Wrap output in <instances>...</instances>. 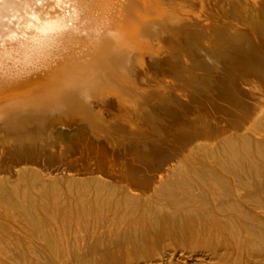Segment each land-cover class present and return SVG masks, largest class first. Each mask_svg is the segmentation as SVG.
<instances>
[{
	"label": "bare ground",
	"instance_id": "bare-ground-1",
	"mask_svg": "<svg viewBox=\"0 0 264 264\" xmlns=\"http://www.w3.org/2000/svg\"><path fill=\"white\" fill-rule=\"evenodd\" d=\"M162 2L0 0V117L84 110L62 112L75 124L35 151L0 136V264H264V0H226L191 38L194 75L163 112H130L109 137L92 128L90 99L171 31Z\"/></svg>",
	"mask_w": 264,
	"mask_h": 264
},
{
	"label": "rangeland",
	"instance_id": "rangeland-1",
	"mask_svg": "<svg viewBox=\"0 0 264 264\" xmlns=\"http://www.w3.org/2000/svg\"><path fill=\"white\" fill-rule=\"evenodd\" d=\"M225 2L226 0H163L161 4H158L156 6L158 11L156 12L161 14L163 18H168L170 21L169 23L171 24L169 30L171 31L162 35L161 38L158 37L152 39L145 48L138 51L139 53L137 52V72H135L136 74L134 73V76H130V81L128 80L129 84L128 82L125 83V81L119 82L120 86H117L120 90L107 93L103 98L92 97L90 99L94 104L89 108L90 111L88 112H96L95 114L93 113V116H96L97 120L100 121L99 125L92 126L94 131L98 134H103L109 137L114 131L116 132V130L121 128L124 117L130 116V112H141L144 109L143 112H147L148 110L150 115H154V112H156L155 108L158 105L161 106L159 108L161 109L160 112H163L162 108L166 107L167 102L176 99L175 96L177 93H183V87H185L184 78L187 80H185V82H188L190 75H194V73H192L194 70L193 63L191 62L192 60L190 61V59H187V56H185L186 54L188 55V53H184L188 52L186 47L190 44V40H192L191 38L195 37L196 39V36L197 38H201L206 28L212 30V28L214 29L213 26L217 25V23L222 20L223 14L221 11L226 8L223 7ZM182 58L185 59L183 60ZM188 67L191 68L192 72ZM182 77L184 80L181 79ZM124 84L125 87H123ZM67 112H84V110L80 108L79 102L74 100L70 103ZM73 113L69 114V119L72 120L64 121V123L69 126L75 124L73 118H71L74 115ZM67 125H65V127ZM59 126H61V124L52 128L53 126L50 124L48 125V123L40 117H35V119L24 118L22 121L14 123V125L0 128V136L5 139L4 145L7 144L6 138H17L22 141V145L27 147L31 146L30 149L35 151V148L31 143H33L37 137L44 136L47 132ZM76 139L73 138L72 142H76H74L75 144H72V146L75 148L73 150H76L77 152L80 150L79 148H82L83 146L82 142H79V140L77 139V141ZM29 141L31 142L29 143ZM9 143L7 145L11 146L12 141L10 144ZM4 145H0L1 155H4L5 152L7 153V151H9L5 150L7 148L6 146L4 147ZM74 145H79L81 147L76 146L78 147L76 148ZM43 255L45 256V254H41V257L39 258H43ZM35 258L37 259V257ZM35 258L32 257L29 259L30 261L28 260L27 262L32 264L31 261L33 262L35 260V264H53L47 256H45L46 259L43 258L45 262L43 259L40 261L39 258V260L37 259L36 261ZM68 258H65L67 259V262L65 260V263H63V259L62 263L75 264V259L73 257H70V260ZM10 264L15 263H12L11 261ZM83 264H90V262L86 261Z\"/></svg>",
	"mask_w": 264,
	"mask_h": 264
},
{
	"label": "water",
	"instance_id": "water-1",
	"mask_svg": "<svg viewBox=\"0 0 264 264\" xmlns=\"http://www.w3.org/2000/svg\"><path fill=\"white\" fill-rule=\"evenodd\" d=\"M70 101L68 104H65L64 106H57L52 109L48 110H35L31 107H20V108H12L10 109L6 114L2 115L0 117V128L7 127L9 125H13L14 123H18L19 121L23 120L24 118H35L40 117L45 120L48 125L51 126H57L59 124H66L63 121L62 118H60L62 115V112H67L70 107ZM40 112V113H39ZM41 112H46L45 114ZM43 115H46L45 117ZM45 118V119H44Z\"/></svg>",
	"mask_w": 264,
	"mask_h": 264
}]
</instances>
